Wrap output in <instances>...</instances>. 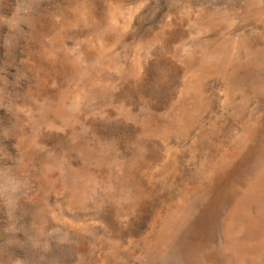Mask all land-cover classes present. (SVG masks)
Here are the masks:
<instances>
[{
  "label": "rangeland",
  "instance_id": "rangeland-1",
  "mask_svg": "<svg viewBox=\"0 0 264 264\" xmlns=\"http://www.w3.org/2000/svg\"><path fill=\"white\" fill-rule=\"evenodd\" d=\"M0 264H264V0H0Z\"/></svg>",
  "mask_w": 264,
  "mask_h": 264
}]
</instances>
